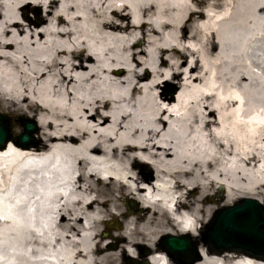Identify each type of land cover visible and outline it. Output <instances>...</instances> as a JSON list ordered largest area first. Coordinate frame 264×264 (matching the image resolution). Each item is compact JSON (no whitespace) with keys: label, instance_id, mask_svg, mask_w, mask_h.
I'll return each mask as SVG.
<instances>
[{"label":"bare ground","instance_id":"1","mask_svg":"<svg viewBox=\"0 0 264 264\" xmlns=\"http://www.w3.org/2000/svg\"><path fill=\"white\" fill-rule=\"evenodd\" d=\"M0 112V264H181L166 235L264 264L209 235L247 199L264 217V0H0Z\"/></svg>","mask_w":264,"mask_h":264},{"label":"water","instance_id":"2","mask_svg":"<svg viewBox=\"0 0 264 264\" xmlns=\"http://www.w3.org/2000/svg\"><path fill=\"white\" fill-rule=\"evenodd\" d=\"M174 94V92H173ZM25 132L20 135L22 143L31 141V135L37 131L36 124L23 120ZM10 139V129L0 117V147L4 148ZM261 203L247 199L243 204L225 210L217 219L210 235L219 246L234 244L264 253V217ZM177 261L192 264L198 251L190 237L167 235L161 242Z\"/></svg>","mask_w":264,"mask_h":264},{"label":"rangeland","instance_id":"3","mask_svg":"<svg viewBox=\"0 0 264 264\" xmlns=\"http://www.w3.org/2000/svg\"><path fill=\"white\" fill-rule=\"evenodd\" d=\"M40 14H41V10H40V7H38V6H34V7H31V8H29L28 10H27V16L29 15V17L31 16V17H33V18H35V19H38V17L40 16ZM140 46H142V43L141 42H137L136 44H135V47H140ZM187 66H185L184 68H186ZM177 84L176 83H166V84H163V85H161L160 87H159V89L162 91V92H164V93H167L168 95H170L171 96V98L173 97V96H175V94H176V92L178 91V86H176ZM173 92H174V94H173ZM34 120V119H33ZM35 122H36V120H35ZM38 132V131H37ZM37 132H34L33 134H35V133H37ZM264 189V188H263ZM211 201H212V204H215V203H222L223 201H224V199H223V197H220V194H219V196L217 195H215V196H213L212 198H211ZM222 214V213H221ZM220 214V215H221ZM219 215V216H220ZM218 216V217H219ZM106 227V230L107 231H115L116 232V230L117 231H120L121 230V228L120 227H118V226H115V224H109V225H106L105 226ZM209 235H210V232H209ZM101 237H103V238H108V234H101ZM192 237V236H191ZM192 239H193V242L195 243V247L197 248V250H198V252H199V249L200 248H198L197 246H196V242H195V240H194V238L192 237ZM114 241V240H113ZM118 244L116 243V242H114L113 243V248H117L118 246H117ZM148 253H150V252H145V257H143L142 259H140L139 260V262L141 263V264H145L144 263V261L146 260V255L148 254ZM195 262H193L192 264H199V262H200V260H201V256H200V252L197 254V255H195ZM131 261H132V263L131 264H134L136 261L135 260H133V259H131Z\"/></svg>","mask_w":264,"mask_h":264},{"label":"clouds","instance_id":"4","mask_svg":"<svg viewBox=\"0 0 264 264\" xmlns=\"http://www.w3.org/2000/svg\"><path fill=\"white\" fill-rule=\"evenodd\" d=\"M25 3L29 2V0H24ZM31 2L33 4H36V3H44L45 5H47L48 3V0H31ZM142 71V70H141ZM166 119V117H165ZM26 166V165H25ZM189 229H191L194 233H195V228L193 227L191 221H189L188 223H185L182 227H181V231L182 232H185V231H188ZM127 251L129 253V255H131L133 258H136V252L129 246L127 248Z\"/></svg>","mask_w":264,"mask_h":264}]
</instances>
